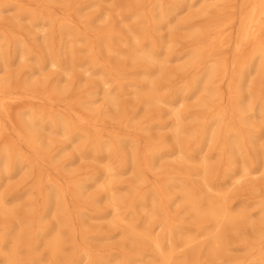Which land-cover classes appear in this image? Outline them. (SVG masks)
I'll list each match as a JSON object with an SVG mask.
<instances>
[{"label": "bare ground", "instance_id": "obj_1", "mask_svg": "<svg viewBox=\"0 0 264 264\" xmlns=\"http://www.w3.org/2000/svg\"><path fill=\"white\" fill-rule=\"evenodd\" d=\"M30 1L37 7L0 0V14L14 9L19 20L40 28V37L32 40H42L33 45L12 27H0V73L15 59L34 58L39 73L59 68L69 77L80 69L99 82L74 92L72 83L48 87L45 82L39 89L34 80H25L15 91L16 83L0 78V264H264V192L251 199L234 198L229 190L264 175V146L258 144L264 139V0H221L218 14L193 26L181 57L188 79L171 95L161 94L158 80L168 62L164 55L173 52L156 35L166 24L175 30V17L205 0H137L120 15L134 20L124 24L126 32H116L114 25L93 28L99 15L76 23L73 13L93 6L91 0L72 1L60 17L43 0ZM227 48L231 56L224 53ZM111 56L134 63V69L121 60L113 64ZM255 77L260 81L252 90ZM126 89L145 108L167 111L137 122L136 107L121 104ZM100 95L114 116L94 107ZM200 95L198 113L184 112L182 106ZM14 104L24 107L13 112ZM64 104L66 110H60ZM107 118L134 133L169 126L175 145L161 139L142 145L136 134L106 132ZM187 129L193 131L192 144L185 146ZM53 135L63 136L64 143L45 139ZM69 148L82 160L104 163L101 170L66 175L61 159ZM163 162L185 171L157 180ZM191 164L197 179L186 169ZM22 174L32 183L10 192L11 181ZM127 174L131 180L125 184ZM24 200L28 209L19 214ZM254 206L258 222L250 213ZM101 221L115 233L86 226ZM117 234L121 243L105 245ZM234 251L248 256L234 257Z\"/></svg>", "mask_w": 264, "mask_h": 264}, {"label": "rangeland", "instance_id": "obj_2", "mask_svg": "<svg viewBox=\"0 0 264 264\" xmlns=\"http://www.w3.org/2000/svg\"><path fill=\"white\" fill-rule=\"evenodd\" d=\"M24 5L34 7L36 8L37 5L30 0H21ZM74 0H49L50 4L46 2V0L42 1V4L48 7H50L52 10L55 11L57 16H63L66 15L67 12L65 11L69 5H72L71 2ZM93 1V6L90 8L83 9L80 11L77 15L73 13L72 18L76 23H79L83 17H89L94 15H99L98 19L95 21V25L93 28H98L99 30H105L109 28L111 25L115 26L116 32H126L127 29L125 28L124 24L130 25L133 23L134 20L132 19H125L123 21L122 17L120 16L125 13L126 8L129 5H134L137 0H91ZM221 0H205L204 2H195L190 7L189 5L181 11L175 19L171 22L173 25H175V30H171L169 25H164L159 31L157 36V40L161 42L162 44H165L167 47H169L172 50L171 55H164V58H168V62H166L165 67L162 70V73L159 75L158 83L162 86V89L160 90L161 94L167 93L169 95L173 94V89H175L176 86L182 85L188 77L184 76V64L185 61L182 57V54L188 50V40L189 34L192 33L193 26H198L202 23H204L209 16H215L218 14V9L221 7ZM114 3V7L111 8V4ZM236 3H240V0H236ZM219 6V7H218ZM227 11V10H226ZM225 11V12H226ZM71 12V11H70ZM18 12L14 9H6L0 14V27L1 28H13L18 34L26 39L28 43L31 44H42L41 39H37L36 41H33L32 38L35 36L41 35L40 28L38 27H31L29 26V20L28 19H22L19 20ZM115 23V24H114ZM48 30V28H47ZM236 30V26L233 27V31ZM48 32V31H47ZM33 33V34H31ZM57 34V32H55ZM138 33V32H136ZM125 36H130L129 34L125 33ZM40 37V36H39ZM82 48L81 46H79ZM231 50L232 48H227L224 50V53L227 56H231ZM79 57H84L85 53L84 51H81L78 53ZM107 58V57H106ZM112 63L113 64H120L125 65L127 69L131 70L134 69V63H129L127 60H121L120 57L117 58V56L114 58L111 56ZM121 60V61H120ZM120 61V62H118ZM127 64V65H126ZM0 78H5L9 81H11L13 84L16 83L15 91L18 90L17 82L22 81H30L34 80L37 82V87L43 88V83H48V87L59 85V86H65L70 83H72L74 92H77V89L79 87H86V86H92L93 84H96L99 82V78L97 76L90 77L88 74H84L82 71H77L73 73L69 77H65L62 73V70L59 68H48L45 69L43 72H38L35 66V59L28 58L25 60H17L15 59L13 65L9 68L8 71L0 73ZM130 80H138L137 78L129 77ZM254 83L251 85L252 90H257L258 87L256 85L257 81H260L257 77L254 78ZM169 85L171 90L165 89V86ZM177 88V87H176ZM76 96V95H74ZM201 95L197 99H190L188 102H186L182 107L184 109L183 111L186 113H198V111L201 109L200 105V99ZM135 96L133 95L132 89H126L125 90V96L121 97V104L126 107L127 109H131L133 107H136L135 109L138 110L136 115V121L142 122L147 119L148 114L156 115L157 111H167V108L165 106H155L152 108H145V106L140 102H135ZM42 104V102L38 103ZM63 107H58L60 110H66V105H62ZM13 112L20 111L22 107H24L23 104H14L11 106ZM94 107L98 108L102 113H105L110 116L115 115L114 109L105 101L102 100V96L96 97V102L94 104ZM161 109V110H160ZM164 121L170 124L171 118L169 116H164ZM191 120L187 119L184 123L185 125L190 124ZM259 122V120H258ZM106 132L109 131H121V132H130L129 134H136L138 138L140 139L142 145L146 143V140L149 139L151 141H159L165 140V144L167 145H175V140L173 138V133L170 131V127H166L162 131H158L155 129H150L147 131H141L138 133H134V130H123L122 127H118L115 121H113L110 118H107L104 123ZM193 131L190 130L183 133L181 144L182 145H190L192 144V133ZM46 135V133H43ZM45 139L49 141H54L57 146H60L64 143L65 139L63 136L60 135H53L50 138L45 137ZM258 144H261L264 146V139L258 142ZM65 156L61 159V161L64 163L63 171L66 174L69 171H79V172H85V171H100L101 165L98 163H94L91 159H80L78 155L76 154L74 149H67L65 151ZM213 163H216V158L212 159ZM196 164L187 165V171L189 170L192 174L193 178H198L197 171L192 170L193 166ZM158 170L164 171V174H161L159 178L165 177L169 173H175L179 170L185 171V168L183 166L178 165L175 162H163L159 165ZM56 172V171H55ZM214 174L216 172L214 171ZM56 175H59V173L56 172ZM67 175V174H66ZM150 180L154 181L156 178L153 174L149 175ZM63 180H65V176H61ZM131 175L127 174L123 177V183L127 184L130 182ZM24 174L16 177L11 181L10 189L11 192L14 188H22L27 187L32 183V179H24ZM229 190H231V195L234 198L238 197H249L253 198L254 195L260 192H264V175H254L251 178H248L245 181H242L239 184H234L229 186ZM99 195L101 197L104 196V193L101 191H92L90 190V194ZM24 204L18 209V213L22 214L25 211H27L28 206L26 204V201H22ZM100 206H105L104 201L100 202ZM250 213L252 216L253 222H258L261 218V215L258 213L256 207L250 208ZM86 226H89L90 229L96 230V231H104V232H112L113 228L112 226H109V224L105 221L99 222H93L88 223ZM241 231L245 230V228H241ZM112 233H115V230H113ZM121 243V236L120 235H114L112 236L106 243L112 244V245H118ZM71 249L69 248L66 251V255L71 254ZM234 257H244L248 256L247 252L245 251H234L232 254Z\"/></svg>", "mask_w": 264, "mask_h": 264}]
</instances>
